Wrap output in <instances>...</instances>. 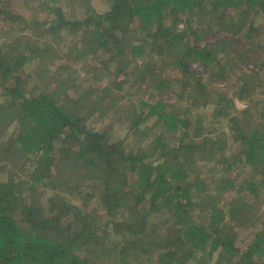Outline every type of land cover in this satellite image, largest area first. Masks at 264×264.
Listing matches in <instances>:
<instances>
[{"label": "trees", "instance_id": "1", "mask_svg": "<svg viewBox=\"0 0 264 264\" xmlns=\"http://www.w3.org/2000/svg\"><path fill=\"white\" fill-rule=\"evenodd\" d=\"M9 7L0 1V264H264V97L248 99L264 94V64L240 43L260 31L264 0H43L26 18ZM77 63L89 83H76ZM230 75L231 97L218 87ZM84 186L99 210L66 198Z\"/></svg>", "mask_w": 264, "mask_h": 264}, {"label": "rangeland", "instance_id": "2", "mask_svg": "<svg viewBox=\"0 0 264 264\" xmlns=\"http://www.w3.org/2000/svg\"><path fill=\"white\" fill-rule=\"evenodd\" d=\"M2 2H4L5 4L6 3H9L10 4V9L11 10H14L18 16H23V17H28L30 15H35L37 13V5H39V2L40 1H43V0H0ZM97 1V0H96ZM97 4V2H96ZM31 17V16H30ZM256 21H255V26H258L260 25L261 26V29L258 33H253L252 35H248L247 37H245L244 35V32L241 34V35H244L243 37L241 36L242 39H240V43L242 45H244V47H247L246 45L247 44H252L253 47H254V50L257 49V56H256V53H254L253 51H250V56H252L253 58L252 59H255V61L250 64L253 68H255L257 70V72H260V69L262 68V65L264 64V13L263 14H260L258 16H256ZM194 27H197V24L194 23ZM6 26L5 23L2 22V20L0 21V31L3 29V33L2 35H4L5 33H7V30H5L4 27ZM207 38H211V34L209 35H206V36H203L202 39L200 40L199 44H204V41L205 39ZM69 38H66V41L68 40ZM213 39V38H212ZM246 39H250V40H246ZM251 50H253L252 48H250ZM235 50L240 53L241 51L238 49V48H235ZM253 53V54H252ZM249 55L247 57H250ZM239 63H243L239 61ZM82 63H77L75 64V68L77 69H80L79 72L77 73L78 75L75 76V78H77L76 80V83H78L79 81L81 80H85V78H88V81L85 82V84L89 83V81L91 80L92 76H93V73H91V71H89L88 67H83V70H82V66H81ZM195 66V65H193ZM198 66H196L197 68ZM259 68V69H258ZM198 72L200 73H203V70L202 68H197ZM263 72V71H262ZM262 75H264V73H262ZM236 78L235 77H232L231 75L227 78L226 82L221 84V86H218V87H223V91L224 92H227V94H229V97L233 96L234 95V89L232 87V83L234 84ZM134 93V92H133ZM146 93V92H145ZM131 94V93H130ZM151 97V93H146L145 94V100H147L148 98ZM264 97V94L261 92V91H253L250 93L249 95V98L248 99H252L253 102L255 101H258V99H261ZM1 99V98H0ZM164 100H166L167 103H170V104H173L177 101L175 95H173L172 93L168 92L165 96H164ZM148 101V100H147ZM248 100H239V99H234V105L236 107V109L240 110V109H244L246 106H247V103L246 102ZM186 103V102H185ZM183 104L182 107L186 106V104H188V102L186 104ZM211 109H212V106H207L205 108H201V112H205V114H209L211 112ZM204 114V115H205ZM119 114L117 113L114 117L112 116V120L116 119V117L118 116ZM110 124V121L109 120H101V122L96 126L98 128H100L101 125H109ZM223 128L227 131V127L225 126V124H223ZM117 127V126H116ZM116 127H114V129H117ZM124 127V126H123ZM125 129V128H123ZM123 129H120V131H116V132H113L111 133V136L113 139H121L124 137L125 133ZM228 132V131H227ZM7 137V136H6ZM6 137H4L3 139H6ZM230 137V136H229ZM229 137H228V140H229ZM233 148L235 150V146H231L230 147V150H233L231 149ZM230 155V152H228L226 154V156L228 157ZM215 163L216 162H209V163H206V164H203L205 165V167H210V166H215ZM202 163H200L199 165H201ZM220 169V167H218ZM16 171V170H14ZM206 172H209L207 170H204L203 174L205 178L209 179L211 177H213V179H216L220 176V172L218 174H207ZM21 173V172H20ZM238 180L237 182H242L244 181L245 179L249 178L250 177V174L247 173V172H244V174H241L238 176ZM31 177L29 176L27 179H30ZM97 190H95V188H91V187H88V186H84L81 190V193L73 196V195H66V198L69 199V202L73 205H75L76 207H78L80 209V211H84V210H89V209H93V210H99L100 207V203H99V199H98V193L96 192ZM213 192L214 191H210L209 193L211 195H213ZM217 193V192H215ZM214 193V194H215ZM243 192L241 193V196H243ZM227 199L231 198L232 197V194L229 195H226L225 196ZM260 198L263 199L262 202H260V210L258 211V214L259 215H262L264 214V190L263 192L260 194ZM222 201V198H220V204ZM82 213H85V212H82ZM264 228V227H263ZM245 230V231H244ZM244 232H239L237 234L238 236V239H237V242L238 244L242 243L245 244L248 240V238L250 237L251 238V235L252 233L250 232L251 229L250 228H246V229H243ZM253 236V235H252Z\"/></svg>", "mask_w": 264, "mask_h": 264}]
</instances>
